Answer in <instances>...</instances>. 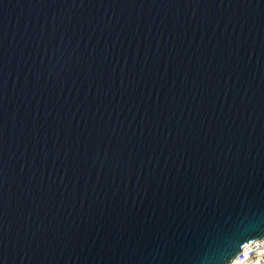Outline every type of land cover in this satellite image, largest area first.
Wrapping results in <instances>:
<instances>
[{"label": "water", "instance_id": "water-1", "mask_svg": "<svg viewBox=\"0 0 264 264\" xmlns=\"http://www.w3.org/2000/svg\"><path fill=\"white\" fill-rule=\"evenodd\" d=\"M263 237L264 0H0V264Z\"/></svg>", "mask_w": 264, "mask_h": 264}, {"label": "built area", "instance_id": "built-area-1", "mask_svg": "<svg viewBox=\"0 0 264 264\" xmlns=\"http://www.w3.org/2000/svg\"><path fill=\"white\" fill-rule=\"evenodd\" d=\"M228 264H264V237L245 244Z\"/></svg>", "mask_w": 264, "mask_h": 264}]
</instances>
